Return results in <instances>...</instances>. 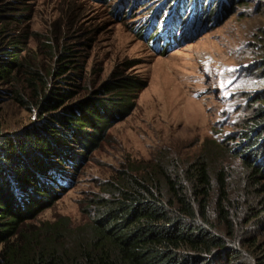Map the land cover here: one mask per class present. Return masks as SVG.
Returning a JSON list of instances; mask_svg holds the SVG:
<instances>
[{
    "label": "rangeland",
    "instance_id": "1",
    "mask_svg": "<svg viewBox=\"0 0 264 264\" xmlns=\"http://www.w3.org/2000/svg\"><path fill=\"white\" fill-rule=\"evenodd\" d=\"M138 1L0 0V42L18 39L24 62L16 81L0 82V133L20 135L39 126L48 114L40 98L51 88L73 92L56 103L54 114L81 99L116 96L111 87L121 78L137 81L127 96L132 105L112 109L100 142L87 147L73 139L78 162L63 164L69 182L54 187L36 223L68 217L73 226L84 224L105 183L122 170L159 158L190 162L207 142L220 146L216 165L230 167L233 183L253 169L245 156L260 161L252 158V146L264 127L251 142L247 137L264 119L258 116L264 105V0H225L219 9L218 0H207L209 13L168 52H158L144 33L161 1ZM173 5L157 14L162 22ZM175 39L163 35V48ZM61 64L71 66L64 76L74 79L60 78L55 71ZM30 71L40 74L31 84ZM259 163L264 169V160ZM254 210V218L240 214L238 227L248 257L257 245L264 248V208L255 203ZM249 235L255 244L244 241Z\"/></svg>",
    "mask_w": 264,
    "mask_h": 264
},
{
    "label": "trees",
    "instance_id": "2",
    "mask_svg": "<svg viewBox=\"0 0 264 264\" xmlns=\"http://www.w3.org/2000/svg\"><path fill=\"white\" fill-rule=\"evenodd\" d=\"M176 1L172 7L180 15L185 38L191 23L209 13L211 3ZM168 3L171 0H164L163 10ZM187 4L192 5L193 16H183L186 11L181 7ZM217 4L219 9L227 2ZM18 43L15 38L0 42L4 84L16 81L24 66ZM70 67L61 64L55 72L62 79H74L70 73L64 76ZM29 73L31 84L40 74ZM111 88L116 96L81 99L54 114L50 111L57 109L56 103L73 92L51 88L40 98L39 107L48 114L39 126L20 135L0 133V264H264V248L257 245L248 257L238 233L242 212L254 218L258 216L255 203L264 208L262 134L252 146V158L260 161L252 164L245 156L253 169L247 171L250 174L241 172L237 184L230 167L216 165L220 146L207 142L190 162L159 158L122 170L105 183L84 224L73 226L68 217L36 223L54 187L69 182L63 164L78 162L70 146L73 139L87 147L100 142L112 109L132 105L127 96L137 88V81L124 77ZM16 98L24 101L20 94ZM258 116H264V105ZM263 127L264 119L247 139L251 142ZM243 239L256 241L253 235Z\"/></svg>",
    "mask_w": 264,
    "mask_h": 264
},
{
    "label": "bare ground",
    "instance_id": "3",
    "mask_svg": "<svg viewBox=\"0 0 264 264\" xmlns=\"http://www.w3.org/2000/svg\"><path fill=\"white\" fill-rule=\"evenodd\" d=\"M155 1H156V0H155ZM163 2H164V0H162V1L160 2V4H159L160 7L158 8V10L160 9V10L164 11V10H163ZM182 2H183V1H182ZM137 3H140V0H139ZM177 3H178V0L176 1V4H177ZM156 7H157V6H156ZM156 7H154V8L156 9ZM186 12H188V16H193L192 12H190V11H186ZM205 15H206V14H205ZM203 16H204V15H203ZM203 16H202V17H203ZM149 17H150V16H149ZM149 17H148V18H149ZM202 17H201V18H202ZM182 18H183V16H182ZM188 19H189V18H188ZM188 19H187L186 24L188 23ZM145 21L148 23L149 20L147 19V20H145ZM192 21H193V20H192ZM149 23H151V22H149ZM182 26H183V25H181V26L179 27V30L182 28ZM179 30H178V31H179ZM181 34H182V32H180V36H181ZM181 39H184V38H182V36H181Z\"/></svg>",
    "mask_w": 264,
    "mask_h": 264
},
{
    "label": "clouds",
    "instance_id": "4",
    "mask_svg": "<svg viewBox=\"0 0 264 264\" xmlns=\"http://www.w3.org/2000/svg\"><path fill=\"white\" fill-rule=\"evenodd\" d=\"M171 9H173V7H170ZM170 8H168V9H170ZM179 30V29H178ZM171 33V35H173L176 39L175 40H177L178 38H180L181 39V36H180V32L178 31V32H174L172 29H171V31H170ZM174 40V41H175ZM178 42H179V40H178ZM163 52V51H162ZM164 52H168L167 50H164Z\"/></svg>",
    "mask_w": 264,
    "mask_h": 264
}]
</instances>
